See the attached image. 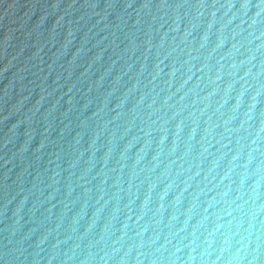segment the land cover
<instances>
[{
  "label": "water",
  "instance_id": "95a60500",
  "mask_svg": "<svg viewBox=\"0 0 264 264\" xmlns=\"http://www.w3.org/2000/svg\"><path fill=\"white\" fill-rule=\"evenodd\" d=\"M0 264H264V0H0Z\"/></svg>",
  "mask_w": 264,
  "mask_h": 264
}]
</instances>
